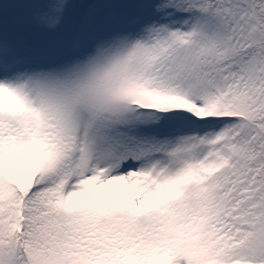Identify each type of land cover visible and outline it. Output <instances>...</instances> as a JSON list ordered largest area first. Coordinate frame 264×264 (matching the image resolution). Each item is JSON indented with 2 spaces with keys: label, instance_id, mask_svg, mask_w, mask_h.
<instances>
[{
  "label": "snow or ice",
  "instance_id": "6c2138e0",
  "mask_svg": "<svg viewBox=\"0 0 264 264\" xmlns=\"http://www.w3.org/2000/svg\"><path fill=\"white\" fill-rule=\"evenodd\" d=\"M0 264H264V0H0Z\"/></svg>",
  "mask_w": 264,
  "mask_h": 264
}]
</instances>
